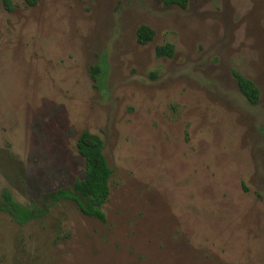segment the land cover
Instances as JSON below:
<instances>
[{
	"label": "rangeland",
	"instance_id": "374dc122",
	"mask_svg": "<svg viewBox=\"0 0 264 264\" xmlns=\"http://www.w3.org/2000/svg\"><path fill=\"white\" fill-rule=\"evenodd\" d=\"M12 3L0 0V192L31 206L68 187L84 129L112 173L104 222L71 200L25 224L0 211V264H264V0ZM140 24L155 31L146 44ZM165 42L173 55L155 56Z\"/></svg>",
	"mask_w": 264,
	"mask_h": 264
},
{
	"label": "trees",
	"instance_id": "16d2710c",
	"mask_svg": "<svg viewBox=\"0 0 264 264\" xmlns=\"http://www.w3.org/2000/svg\"><path fill=\"white\" fill-rule=\"evenodd\" d=\"M5 9H13L12 0H1ZM28 5L33 6L38 0H24ZM164 4H177L185 8L189 0H161ZM155 31L146 24H140L136 28V40L140 44L150 42L154 37ZM155 56L171 57L174 53V46L170 42L158 44L154 48ZM91 77L98 80L102 75L99 65L90 67ZM236 83L241 93L249 103L255 104L259 99V88L249 78L244 77L237 71L233 72ZM104 142L97 133L87 129L80 132L76 140L78 153L84 159V173L76 178L68 187H60L49 191L33 201L31 206L17 202L12 194L3 189L0 192V211L9 214L18 224H25L30 220L44 216L50 207L62 200L73 201L79 210L90 217L106 220L103 205L109 195V178L112 169L108 164L103 152Z\"/></svg>",
	"mask_w": 264,
	"mask_h": 264
}]
</instances>
